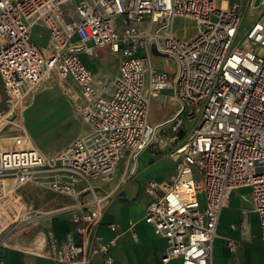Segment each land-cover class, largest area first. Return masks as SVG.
Returning a JSON list of instances; mask_svg holds the SVG:
<instances>
[{
  "label": "built area",
  "instance_id": "1",
  "mask_svg": "<svg viewBox=\"0 0 264 264\" xmlns=\"http://www.w3.org/2000/svg\"><path fill=\"white\" fill-rule=\"evenodd\" d=\"M177 20L196 33L181 35L189 27L179 31ZM36 27L49 31L46 48L32 39ZM105 47L121 56L114 76L84 60ZM154 53L175 59L176 69H157ZM48 80L88 125L53 155L25 130L30 100ZM163 91L182 107L155 126L152 99ZM0 143V246L18 228L67 215L71 234L61 243L48 231L41 256L114 264L119 225L107 223L115 236L106 242L96 230L128 174L104 184L121 161L136 162L151 147L175 159L169 180L145 186L151 201L142 220L166 241L163 264H215L221 216L240 188L250 189L264 240V0L226 8L223 0H0ZM137 225L128 228L136 241Z\"/></svg>",
  "mask_w": 264,
  "mask_h": 264
},
{
  "label": "crops",
  "instance_id": "2",
  "mask_svg": "<svg viewBox=\"0 0 264 264\" xmlns=\"http://www.w3.org/2000/svg\"><path fill=\"white\" fill-rule=\"evenodd\" d=\"M227 1L231 2L233 0ZM178 21L183 20L176 21V27L179 31H181V28L177 26ZM184 21L188 22L187 20ZM189 23V29L186 33H184L183 31L179 32L181 35L186 36L188 38L192 37L196 33L193 24L191 22ZM103 56L105 57L104 54ZM88 59L89 56L84 57V60L87 63L88 67L95 74H107L110 76H114L118 72L119 67L115 68L114 65L112 67V70L109 72L105 70H102L101 72L96 71L89 66ZM153 64L157 69L164 71H174L177 66L175 59L171 57H164L157 53H154L153 55ZM161 96H164V99L167 100V103L159 101L160 103L151 105L150 123L155 126L164 124L171 120L175 116V114L180 111L182 107L181 103L174 96L173 92L163 91L159 94L158 97H156V99ZM38 99L36 101H38ZM170 101H173L171 107L169 105ZM157 105L160 106L159 110L154 107ZM167 149L168 148H164L161 151L166 152ZM42 152L47 155L56 153V151L45 152L44 150H42ZM141 157L142 155L138 158L136 162H130L128 160L121 161V163L119 164L118 171L114 178L104 184V186L109 189L111 186L114 185L115 182H117L122 172H126L128 174V180L122 188L123 191L121 196L108 208L104 216V224L100 225L96 230V235L99 242H106L115 236V234L112 233L107 226V223L111 222L117 223L119 225V239L117 241V244L119 240L125 235H131L133 241L138 242L140 239L138 226L143 223L147 225L149 231L155 235L152 228L142 220L145 214V208L151 201L150 196L145 192V186L152 179H158L160 181L169 180L174 173L169 174L168 172H166L162 177L160 176L151 177L147 179H140L141 173L143 171L141 169L140 164ZM133 165L137 166L134 172L132 171ZM140 170L142 171L140 172ZM250 198L251 194L249 188H240L232 193L230 201L226 208L229 205H233L234 209L230 213L228 210H226V208L223 210L221 216L222 219L218 227V238L215 241L213 253L215 264H264V240L261 238L260 235L261 231L259 224V216L253 210ZM133 199L136 200L130 202ZM134 206H138L142 210L143 214L141 216L137 217V215H131V210ZM130 220L138 222V225L135 229L138 235L137 241L133 238V234L128 231ZM43 221H45L44 224H42L46 225V233L43 237L40 238L42 239V241L43 239H45L47 232L52 231L54 236L59 240V242L64 243L72 232L71 220L67 215L53 216ZM232 225H235V229L232 228ZM156 237L158 238V241H160L161 245L159 247L158 257L156 258V260H150V257L149 260H140V264H163L161 259L167 244L163 238L158 236ZM229 240L235 242V250H231L228 246ZM2 242L4 246H0V264H51L49 260L41 256V253L45 250L37 251L35 249L19 244L13 245L6 242L5 240H2ZM115 247H113L111 252L114 257V264H126L123 261L117 260V257H115ZM2 252L6 253V256H3L1 254ZM89 264L106 263L102 258H96L93 260L92 263Z\"/></svg>",
  "mask_w": 264,
  "mask_h": 264
},
{
  "label": "rangeland",
  "instance_id": "3",
  "mask_svg": "<svg viewBox=\"0 0 264 264\" xmlns=\"http://www.w3.org/2000/svg\"><path fill=\"white\" fill-rule=\"evenodd\" d=\"M251 21V18L248 17L243 27H249ZM189 25V22H177V26L181 28V31ZM48 38L49 31L42 27H36L32 34L33 41L42 48L47 47ZM88 60L89 66L94 70L109 72L112 70L113 65L115 68L119 67L121 56L112 53L109 47H105L99 50L95 56H89ZM37 99L38 101H36ZM159 101L167 103L164 96H161L157 99L153 98L152 104L160 103ZM172 104L173 101H170V107ZM154 107L160 109L159 105ZM192 128L193 123H187L185 136H189ZM25 130L27 136L40 149L45 152L56 151L58 153L69 146L75 138L84 134L88 130V125L81 114L75 111L63 90L53 80H48L39 87L30 100L29 108L25 114ZM141 155L140 164L143 171L140 170V172L142 171L140 179L162 177L166 172L169 174L175 172V159L170 156L169 152L161 151L158 147H151ZM135 200L133 199L130 202ZM233 209V205L226 208L229 213ZM142 214L143 212L138 206L132 207V216L137 215L138 217ZM44 222L28 224L18 228L10 233L5 241L13 245L19 244L37 251H44L46 245L40 239L46 233ZM138 232L140 236L138 242L133 241L131 235H125L119 240L114 248V255L117 260L126 264H140V260H149V257L150 260H156L161 246L160 241L144 223L138 226ZM1 254L6 256L4 252Z\"/></svg>",
  "mask_w": 264,
  "mask_h": 264
},
{
  "label": "bare ground",
  "instance_id": "4",
  "mask_svg": "<svg viewBox=\"0 0 264 264\" xmlns=\"http://www.w3.org/2000/svg\"><path fill=\"white\" fill-rule=\"evenodd\" d=\"M228 4H229V1L223 0V6H224V8H226L228 6ZM0 145H1V143H0Z\"/></svg>",
  "mask_w": 264,
  "mask_h": 264
}]
</instances>
